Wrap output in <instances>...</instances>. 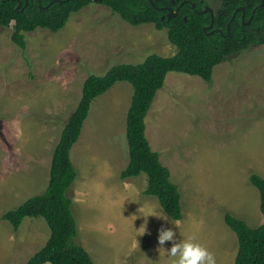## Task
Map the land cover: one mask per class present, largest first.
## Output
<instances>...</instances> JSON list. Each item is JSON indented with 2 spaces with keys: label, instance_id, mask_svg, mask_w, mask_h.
Here are the masks:
<instances>
[{
  "label": "rangeland",
  "instance_id": "1",
  "mask_svg": "<svg viewBox=\"0 0 264 264\" xmlns=\"http://www.w3.org/2000/svg\"><path fill=\"white\" fill-rule=\"evenodd\" d=\"M216 13L221 0H205ZM0 30V264H25L47 242L41 218H24L17 231L1 217L44 193L52 154L78 104L88 75L137 65L176 48L166 30L131 26L92 3L52 33H25L26 48ZM133 90L115 84L96 98L70 151L76 178L67 195L82 246L94 264H168L159 252L163 225L176 239L196 236L217 264H234L229 213L250 228L264 223L251 175L264 179V46H250L213 68L212 80L169 73L144 119L151 149L180 192L183 217L173 222L156 198L145 196L146 176L121 180L128 163L126 115ZM164 219L148 217L149 211ZM147 219V231L143 225ZM172 246L166 242L167 251Z\"/></svg>",
  "mask_w": 264,
  "mask_h": 264
},
{
  "label": "trees",
  "instance_id": "2",
  "mask_svg": "<svg viewBox=\"0 0 264 264\" xmlns=\"http://www.w3.org/2000/svg\"><path fill=\"white\" fill-rule=\"evenodd\" d=\"M18 1L20 12L16 11ZM92 3L93 0H0V30L11 26L12 43L24 51L25 33L36 29L56 33L72 14ZM260 3V0H221L213 26L207 32L204 29L209 27L211 17L199 13L208 7L205 0H102L97 3L131 26L151 24L156 30L165 29L176 54L167 58L153 54L141 64L116 65L102 76L90 74L84 80L78 104L54 148L44 193L29 198L1 217L14 231L24 218H41L46 223L50 232L47 242L25 264H94L88 252L75 243L78 228L72 212L73 202L67 193L76 171L69 155L80 137L92 102L117 83H128L133 90L125 128L128 163L120 178L126 180L145 174L143 194L156 198L171 221L182 219L179 189L171 181L169 170L161 164L159 154L151 149L145 136L144 119L157 92L164 87L167 74H186L210 83L213 68L229 56L250 46H264V6L257 9ZM160 9L178 10V13L167 19V10ZM253 11L252 20L246 24ZM250 183L259 193V210L264 219V179L251 175ZM224 223L237 239L234 264H264V223L250 228L229 213L224 214ZM129 264L135 263L131 260Z\"/></svg>",
  "mask_w": 264,
  "mask_h": 264
},
{
  "label": "clouds",
  "instance_id": "3",
  "mask_svg": "<svg viewBox=\"0 0 264 264\" xmlns=\"http://www.w3.org/2000/svg\"><path fill=\"white\" fill-rule=\"evenodd\" d=\"M163 219L162 213L151 208L148 217ZM147 231V219L143 225V235ZM166 242H171L172 246L167 251L164 249ZM158 244L161 246L159 252H163L168 260V264H217L215 255L204 245L198 242L196 236L189 235L186 239L177 240L176 232L163 225L158 230Z\"/></svg>",
  "mask_w": 264,
  "mask_h": 264
},
{
  "label": "water",
  "instance_id": "4",
  "mask_svg": "<svg viewBox=\"0 0 264 264\" xmlns=\"http://www.w3.org/2000/svg\"><path fill=\"white\" fill-rule=\"evenodd\" d=\"M15 1H16V0H15ZM101 1H102V0H93L94 3H100ZM260 1H261V3H260V5L257 7V9L262 8V7L264 6V0H260ZM59 2H61V1H59ZM150 4H151L152 7L155 8V6H154V4H153L152 1H150ZM20 7H21V3L18 1V2H17V8H16V11H17V12H20V10H19ZM193 7H194V6L192 5V8H193ZM40 8H41V6H40ZM157 9H158V8H157ZM158 10H159V9H158ZM160 10H161V11H162V10H167V12H168V14H167V19H171V18L177 16V13H178V10H176L175 12L171 11V9H160ZM254 12H255V11H253L250 20H249L246 24H249V23H250V21L252 20V17H253ZM199 13H200V14H209L210 17H211V23H210L209 27H207V28L204 29V32H207V30H208V29H211L212 26H213L214 11H213V9H211L210 7H205L204 10L201 11V12H199ZM228 31H229V27H228Z\"/></svg>",
  "mask_w": 264,
  "mask_h": 264
},
{
  "label": "flooded vegetation",
  "instance_id": "5",
  "mask_svg": "<svg viewBox=\"0 0 264 264\" xmlns=\"http://www.w3.org/2000/svg\"><path fill=\"white\" fill-rule=\"evenodd\" d=\"M215 14V13H214Z\"/></svg>",
  "mask_w": 264,
  "mask_h": 264
}]
</instances>
